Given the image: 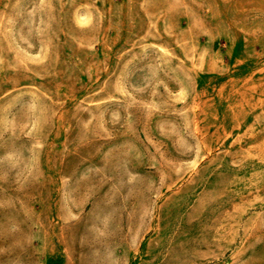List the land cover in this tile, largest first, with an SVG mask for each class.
Instances as JSON below:
<instances>
[{"label":"rangeland","instance_id":"1","mask_svg":"<svg viewBox=\"0 0 264 264\" xmlns=\"http://www.w3.org/2000/svg\"><path fill=\"white\" fill-rule=\"evenodd\" d=\"M0 264H264V0H0Z\"/></svg>","mask_w":264,"mask_h":264}]
</instances>
